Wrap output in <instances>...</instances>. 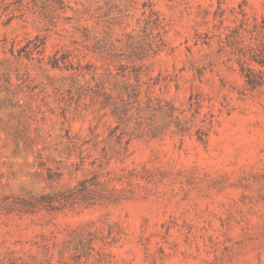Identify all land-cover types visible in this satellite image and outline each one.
<instances>
[{
  "label": "rangeland",
  "instance_id": "obj_1",
  "mask_svg": "<svg viewBox=\"0 0 264 264\" xmlns=\"http://www.w3.org/2000/svg\"><path fill=\"white\" fill-rule=\"evenodd\" d=\"M0 264H264V0H0Z\"/></svg>",
  "mask_w": 264,
  "mask_h": 264
}]
</instances>
